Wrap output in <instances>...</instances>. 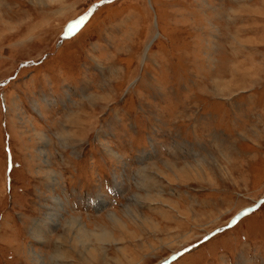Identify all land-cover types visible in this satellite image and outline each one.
I'll return each mask as SVG.
<instances>
[{
	"label": "rangeland",
	"instance_id": "1",
	"mask_svg": "<svg viewBox=\"0 0 264 264\" xmlns=\"http://www.w3.org/2000/svg\"><path fill=\"white\" fill-rule=\"evenodd\" d=\"M0 264H264V0H0Z\"/></svg>",
	"mask_w": 264,
	"mask_h": 264
},
{
	"label": "bare ground",
	"instance_id": "2",
	"mask_svg": "<svg viewBox=\"0 0 264 264\" xmlns=\"http://www.w3.org/2000/svg\"><path fill=\"white\" fill-rule=\"evenodd\" d=\"M129 218V217H128ZM114 224V223H113ZM118 226H122L121 224H117ZM100 238H102V236L100 237ZM97 239H98V237H97ZM122 247V246H121ZM119 252V251H118ZM102 258H103V256H102Z\"/></svg>",
	"mask_w": 264,
	"mask_h": 264
}]
</instances>
